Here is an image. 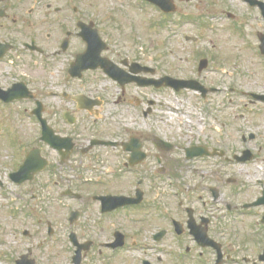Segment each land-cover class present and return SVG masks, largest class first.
Segmentation results:
<instances>
[{
    "label": "flooded vegetation",
    "instance_id": "flooded-vegetation-1",
    "mask_svg": "<svg viewBox=\"0 0 264 264\" xmlns=\"http://www.w3.org/2000/svg\"><path fill=\"white\" fill-rule=\"evenodd\" d=\"M167 1L173 6L159 5ZM238 1L245 10L233 3L228 11L214 13L224 5L219 0H0V74L13 66L35 70L32 82H0L4 90L25 84L32 99H0V104L28 103L31 108L24 111L34 126L25 142L16 121L4 129L12 137L13 167L6 181L0 178V187L10 183L15 192L5 190L0 203V264H264V168L255 187L220 171L254 160L247 144L257 135L247 136L238 127L242 148L201 137L214 128L205 121L213 117V96L250 97L243 107L254 117L264 115L260 84L239 90L234 80L221 86L198 79L206 70L233 76L225 67L235 61L240 66L245 51L264 71V0ZM170 8L173 12L164 11ZM247 12L251 18H244ZM138 18L161 29L177 28L184 44L201 43L209 31L210 42L213 35L241 47L239 53L192 50L206 60L203 68L198 61V78L172 76L192 84L156 86L154 79L167 74L154 76L149 61L113 45V30ZM188 27L195 32L189 34ZM236 76L241 80L240 73ZM132 88L197 94L200 119L195 128L185 127L197 139L182 145L173 124L171 134L155 133L163 103L130 95ZM125 107L142 121L127 122ZM175 119L176 125L184 124ZM225 120L234 127V121ZM226 126L214 131L223 134ZM45 130L52 143L44 140ZM0 135L5 137L2 130ZM33 150L47 167L32 181L14 183L11 174ZM259 164L264 166V157ZM251 219L257 223L250 224Z\"/></svg>",
    "mask_w": 264,
    "mask_h": 264
},
{
    "label": "rangeland",
    "instance_id": "rangeland-1",
    "mask_svg": "<svg viewBox=\"0 0 264 264\" xmlns=\"http://www.w3.org/2000/svg\"><path fill=\"white\" fill-rule=\"evenodd\" d=\"M219 1H221V3L224 5L223 7L213 9L214 13L228 11L233 3L237 4V7L241 8L242 10H245L246 8L238 0ZM246 14L247 15L244 18L252 17V12H247ZM259 24L260 23L258 21L255 22L257 27ZM119 26V28L113 30L114 35L117 38L116 42L113 43L115 48L130 49L131 52H128V55L131 58L136 55L143 61H149L150 65H152L157 70V76H163L167 74L174 77L198 78L196 77V71L198 68V61L200 60H198L195 55H192L190 51L195 49L197 51L200 49L204 52V54H213L214 52L218 54L223 52L239 53L237 49L241 47L240 44L228 40H219L213 35H210L211 42H213L211 43L210 39L208 38L209 31H207V38L202 40L201 43L199 42V44L196 45L184 44L181 39H179V30L177 28L161 29L157 28L156 26H150L149 20L147 19L138 18L136 24L126 22L124 24H120ZM195 30L196 29L193 27H188L187 32L191 34V32H195ZM122 54H127V52H122ZM247 56L248 55L245 51L242 60L239 61L240 66H236L235 61L234 63H231L225 67L232 73L233 76L225 78L215 72L206 70L198 79L201 78L202 82L213 80L215 83L220 84L221 86L231 84V81L234 80V87H237L239 90H244L246 87L244 77L242 79V73H244V76L250 74L252 75V73H254L251 77V82L255 80L258 84H260L258 91H262L264 89V71H258V67L260 70H262V65L258 64L257 61L254 63L253 60H251L249 56V58H247ZM222 62L223 60L212 66H217ZM239 73L241 80H239L236 76ZM32 77L35 79L34 69L29 70L24 67L19 68L16 66L5 67L3 69V73L0 74V82H3L4 86H9L16 81L26 80L32 82ZM142 91H144V93ZM129 94L133 96L137 95L140 99L149 98L148 100L152 99L153 101L163 103V109L158 108V111L156 110L158 118L154 120V125L156 128L155 133L163 132L164 134L169 135L172 131L169 127V124H173V127H175V135H177L178 141H180L182 145L187 146L197 139V136L192 138V134L190 135L191 132H189L191 129L189 127L185 128L188 125H193L194 127L197 122L195 119H200L201 114L198 105L199 100L197 94L193 92H182L178 94L164 89L149 91L142 89L136 90L134 88L130 90ZM233 97V99L228 98L226 97L225 93L211 97L215 101L212 106L213 117L206 118V127L208 125H212L214 128L221 127L225 122L227 124V130L221 134L216 133L213 128L212 131L206 130V133L203 135L201 134V137L205 135L206 139L211 142L219 141V143H222L223 141H226L228 144H233L236 148H242L243 145L239 139L241 132H239L238 127H242L247 136L252 133L256 134L257 138L253 141H249L247 144V146L251 148V150L256 154L254 160L243 165H235L228 170H220L223 173L227 172L228 174L233 175V178L237 179L239 182L241 181L250 187H255L256 184H258L259 176L264 168L263 165H260L259 167V161H262L264 157V152L262 153L260 150L261 146H264V115L261 114V116L258 115L254 117L253 115L249 114L248 111H244L245 109L242 108L243 103L251 101L252 98L249 97L247 99L246 96L242 95L239 97L238 93L234 94ZM171 105L181 106L177 108L179 109L178 114L173 113L175 112L174 109L168 108ZM25 107L31 108V105L28 103H17L8 107H0V130H2L5 136L4 138L0 136V178L3 181L7 180V173L13 167V158L11 155L12 137L6 132V130L9 128L7 126L11 125L13 121H16L17 123L15 127H18L16 130L19 132V137L24 138V142L27 137L32 135L29 133V129H32L34 126L33 122L27 119L28 113L24 111ZM123 109L124 112H126L125 117L127 118V122H130L132 117H137V122L139 123L142 121V119H140L141 115H137L133 108L128 109L125 107ZM185 110L188 111L189 114H183ZM215 110L219 117L215 115ZM16 112H18L20 116L17 115ZM191 112L193 113L192 118L195 117L193 120L188 119ZM162 116L164 119H161ZM21 117H24L23 122L21 121ZM176 117H181L184 124L176 125ZM226 118H228L229 121L232 120L235 122L234 127L228 125L229 122L225 120ZM162 121H164V124ZM21 124H23V127H19ZM5 128L6 130H4ZM196 130H199L198 127L195 129V131ZM192 147L194 148L197 146L193 145ZM192 164L210 167L209 163L204 164L202 162H196ZM218 164L219 163L215 162L214 166H217ZM205 170L210 169L205 168ZM189 178L191 179L190 176ZM4 190H8L12 194L15 192L14 187L10 183L5 184L4 188L0 187V203L4 202L2 198L4 196ZM249 221L250 224L257 223V219H251Z\"/></svg>",
    "mask_w": 264,
    "mask_h": 264
},
{
    "label": "bare ground",
    "instance_id": "bare-ground-1",
    "mask_svg": "<svg viewBox=\"0 0 264 264\" xmlns=\"http://www.w3.org/2000/svg\"><path fill=\"white\" fill-rule=\"evenodd\" d=\"M251 76H246V78H245V84H246V86L248 87V88H251V89H254V88H257L258 87V83L255 81V80H253L252 82H251ZM176 107L178 106V105H175ZM177 112V109H175V112H173V113H176ZM201 125V124H200Z\"/></svg>",
    "mask_w": 264,
    "mask_h": 264
},
{
    "label": "water",
    "instance_id": "water-1",
    "mask_svg": "<svg viewBox=\"0 0 264 264\" xmlns=\"http://www.w3.org/2000/svg\"><path fill=\"white\" fill-rule=\"evenodd\" d=\"M30 157H31V156H30ZM31 163H33V164H34V161H33V162H31ZM23 167H24V166H23ZM23 167H22V169H21V170H22L21 172H23V171L25 170V168H26V167H24V168H23Z\"/></svg>",
    "mask_w": 264,
    "mask_h": 264
}]
</instances>
